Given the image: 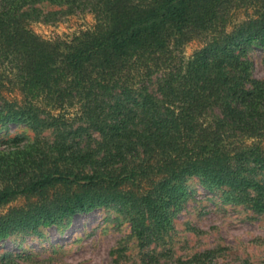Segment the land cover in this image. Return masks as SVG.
I'll return each mask as SVG.
<instances>
[{"label":"trees","instance_id":"trees-1","mask_svg":"<svg viewBox=\"0 0 264 264\" xmlns=\"http://www.w3.org/2000/svg\"><path fill=\"white\" fill-rule=\"evenodd\" d=\"M44 1L65 8L42 15L34 4ZM79 13L93 23L65 37L31 27ZM192 40L203 46L184 61L176 49ZM254 45L264 47V0H3L0 125L59 134L3 141L0 242L111 206L148 240L152 227H172L193 176L264 211V183L251 175L264 173Z\"/></svg>","mask_w":264,"mask_h":264},{"label":"rangeland","instance_id":"rangeland-1","mask_svg":"<svg viewBox=\"0 0 264 264\" xmlns=\"http://www.w3.org/2000/svg\"><path fill=\"white\" fill-rule=\"evenodd\" d=\"M34 7L42 15L65 8L48 1ZM39 21L31 27L40 36L65 37L93 23V16L79 13L54 23ZM202 46L201 40H192L176 51L185 61ZM246 59L253 77L264 80V47L251 46ZM159 83L160 74L149 83L150 90L157 91ZM213 113L220 111L215 108ZM58 134L54 128L36 132L23 124L0 125V150L14 136H22V143L52 142ZM91 135L99 137L94 131ZM251 175L264 183V173ZM186 185L187 197L177 207L172 227H152L148 240L138 238L129 218L115 207H101L59 225L9 234L0 242V264H264V211L231 202L227 188H208L198 177H189Z\"/></svg>","mask_w":264,"mask_h":264}]
</instances>
